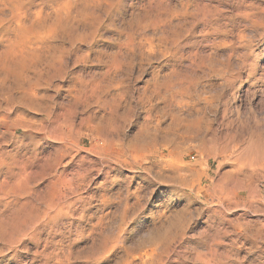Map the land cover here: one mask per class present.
<instances>
[{"label":"rangeland","instance_id":"1","mask_svg":"<svg viewBox=\"0 0 264 264\" xmlns=\"http://www.w3.org/2000/svg\"><path fill=\"white\" fill-rule=\"evenodd\" d=\"M28 88L0 264H264V0H0V100Z\"/></svg>","mask_w":264,"mask_h":264},{"label":"bare ground","instance_id":"2","mask_svg":"<svg viewBox=\"0 0 264 264\" xmlns=\"http://www.w3.org/2000/svg\"><path fill=\"white\" fill-rule=\"evenodd\" d=\"M255 21V20H254ZM157 84V83H156ZM162 85V84H161ZM165 85V84H164ZM163 85V86H164ZM167 85V84H166ZM166 85H165V87H166ZM91 86V85H90ZM158 86H160V85H158ZM162 86V87H163ZM164 87V88H165ZM85 88L86 87H84L83 89L85 90ZM88 88V87H87ZM159 88V87H158ZM168 88V87H167ZM95 89H96V87H95ZM160 89V88H159ZM79 91V90H78ZM80 91H83V90H81L80 89ZM98 91V90H97ZM78 93V92H77ZM82 93H84V97L85 98H87V97H90L91 98V96L92 97H94V98H96L95 99V101H97L98 100V97H99V95H97V92H96V90L94 91V89L92 88V90H87V91H84V92H82ZM27 94H28V96H29V99L28 100H15V99H6V100H0V135L3 133V131H1V130H5L8 134V136H10L12 139L13 138H15L16 136V133L19 131V130H21V131H23V132H27V131H29V128H30V124H29V121L27 120V119H25V118H23L22 117V114L21 113H19V106H23V105H25V108H24V110L25 111H33L34 109H35V105L37 104V102H35L34 100H31V98H30V96L32 97V92H31V89L30 88H28V91H27ZM76 94V93H75ZM80 94V93H79ZM77 95V94H76ZM80 96V95H79ZM82 96V95H81ZM77 97V96H76ZM78 98V97H77ZM81 98V97H80ZM93 98V99H94ZM73 99V98H72ZM84 99V98H83ZM89 98H87V100H88ZM92 99V98H91ZM92 99V100H93ZM100 99V98H99ZM79 100H81V99H79ZM85 100V99H84ZM77 101V100H76ZM75 101V102H76ZM25 102H26V104H25ZM74 102V101H73ZM79 102V101H78ZM83 102V101H82ZM85 102V101H84ZM87 102H89V100L87 101ZM86 102V103H87ZM70 104H74V103H70ZM80 104H82V103H80ZM80 104H78V105H80ZM88 104V103H87ZM75 105V104H74ZM73 105V106H74ZM84 105V104H83ZM90 105V104H89ZM102 106H104L105 105V102H103L102 104H101ZM71 107L70 105H69V107H71V110H69V111H66L65 110V112H64V114H62V117H65V116H71V115H73L72 117L73 118H70V117H68V118H64L62 121H64V124H65V127H66V129H67V134H64L63 136H61L60 134V136H61V138H57V139H60V142L59 143H61L62 144V149H61V157H64V156H68V146H67V142H66V139L68 138H66L65 139V136H69L70 134H72V133H78V132H81V130L84 128V127H91V128H94L93 126H91L90 125V123H91V118H90V116H85V115H83L84 114V112H83V114L81 113V111H80V113H79V116H77V118L75 117V115H77V107H79V106H75V107ZM81 106V105H80ZM84 107H86L85 105H84ZM80 108V107H79ZM114 108V107H113ZM80 110H85V109H80ZM79 112V111H78ZM86 112V111H85ZM59 113V112H58ZM57 118H59V116H57ZM75 118L77 119L76 121H75ZM60 120V119H59ZM58 120V121H59ZM61 121V122H62ZM93 121V120H92ZM95 123V122H94ZM52 125V124H51ZM96 125V124H95ZM58 126H60V124L58 125ZM100 126V128H101V126L102 125H99ZM55 127V126H54ZM57 128V127H56ZM96 128H98V127H96ZM60 129V128H59ZM57 130H58V128H57ZM100 131H101V129H100ZM58 132H60V131H58ZM27 135V134H26ZM58 135V136H59ZM76 135V134H75ZM58 136H56V137H58ZM59 136V137H60ZM78 136V135H77ZM146 135H144V137H145ZM149 136V135H148ZM148 136H146L145 137V139L143 138V139H141V140H139L138 142H137V146H136V143L135 144H133V145H135L136 147L135 148H139V150L140 151H149V149L150 148H152V147H150V145H152V143H153V140L152 139H150V138H148L147 139V137ZM1 137H3V136H1ZM1 137H0V139H1ZM5 137V136H4ZM10 137H9V139H10ZM72 137V136H71ZM71 137H70V140L71 141H73L72 139H71ZM152 137V136H151ZM17 138V137H16ZM55 138V137H54ZM53 138V139H54ZM154 139V138H153ZM4 140H7V139H4ZM14 140V139H13ZM75 140V139H74ZM78 140V139H77ZM17 140L15 139V142H16ZM56 141V140H55ZM67 141H68V139H67ZM9 142H11V141H9ZM13 142V141H12ZM3 143H5V142H3ZM2 143V144H3ZM1 144V143H0ZM80 144V143H79ZM78 144V145H79ZM156 144V143H155ZM157 145V144H156ZM61 146V145H60ZM153 146V145H152ZM1 147V146H0ZM133 147V146H132ZM154 147V146H153ZM59 148V147H58ZM70 148V147H69ZM155 148H158V147H155ZM57 148H55V150H56ZM133 149V148H132ZM135 149H133V151H134ZM122 151H124V152H127V151H129V148H125V147H123L122 148ZM138 151V150H137ZM59 152V153H60ZM137 153H139V152H136V154ZM141 153V155H143V154H145V153H143V152H140ZM143 153V154H142ZM148 153V152H147ZM150 153V152H149ZM146 155V154H145ZM66 156V157H67ZM238 157V156H237ZM243 163V162H242ZM245 164V163H244ZM53 170V169H52ZM52 172V171H51ZM55 173V172H54ZM53 173V174H54ZM80 175V174H79ZM81 177H82V175H80ZM60 177H62V176H60ZM56 178V177H55ZM58 178V177H57ZM56 178V179H57ZM55 179V180H56ZM59 179V178H58ZM57 179V180H58ZM62 180V178L60 179V181ZM76 182V181H75ZM77 183V182H76ZM75 183V184H76ZM75 189H76V187H75ZM234 193V192H233ZM233 196V195H232ZM250 204V203H249Z\"/></svg>","mask_w":264,"mask_h":264}]
</instances>
